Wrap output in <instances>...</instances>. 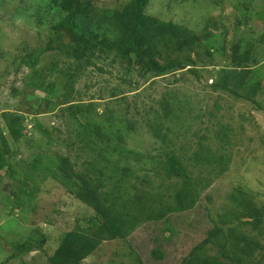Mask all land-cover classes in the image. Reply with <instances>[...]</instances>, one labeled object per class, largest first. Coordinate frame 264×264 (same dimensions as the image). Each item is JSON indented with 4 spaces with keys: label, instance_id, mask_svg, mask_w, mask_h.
Returning a JSON list of instances; mask_svg holds the SVG:
<instances>
[{
    "label": "rangeland",
    "instance_id": "1",
    "mask_svg": "<svg viewBox=\"0 0 264 264\" xmlns=\"http://www.w3.org/2000/svg\"><path fill=\"white\" fill-rule=\"evenodd\" d=\"M115 2L93 0L105 16ZM147 13L200 38L193 51L179 53L173 43H157L160 63L179 60L185 70L143 75L126 40L96 34L83 46L50 29L64 14L45 0H0V120L16 115L25 129L18 144L3 130L9 154L0 171V264H48L65 234L95 231V212L72 195L63 160L102 205L120 195L122 178L102 177L104 165L147 177L159 212L175 206L185 185L167 178L168 157L196 193L192 208L156 223L130 221L125 239L101 242L81 264H181L198 246V256L228 264L215 228L227 241L235 234L258 244L248 260L264 264L262 227L253 231L235 204L243 191L264 211V0H149ZM247 43L254 71L238 89L230 80L240 97L213 90L223 69L238 68ZM86 125L99 128L101 139L84 143ZM203 147L215 154L211 166L195 160Z\"/></svg>",
    "mask_w": 264,
    "mask_h": 264
},
{
    "label": "trees",
    "instance_id": "2",
    "mask_svg": "<svg viewBox=\"0 0 264 264\" xmlns=\"http://www.w3.org/2000/svg\"><path fill=\"white\" fill-rule=\"evenodd\" d=\"M45 1L64 14L63 20L57 26H51V30H63L73 42H79L83 46L87 45L86 40L96 34V37L99 38L110 34L114 42L126 40L129 48L142 66L143 75L148 73L161 75L173 70H185L179 60L160 63L157 59L160 58L161 52L157 49V43L161 42L165 45L173 43L175 46L174 51L179 53L185 49L193 51L195 45L200 41V38L194 32L174 26L171 23L159 22L154 16L148 15L149 0H128L124 2L116 0L110 16H105V12H98L100 9L94 5L93 0ZM38 23L42 25L43 22L39 20ZM242 26L246 27V23L243 21ZM205 27L208 28V24ZM252 49V46L247 43L242 53H237L238 68L223 69L220 80L214 85L212 84L213 90H222L235 97H240L236 90L230 88V80L233 78L234 82L238 81L235 86L237 89L246 84L254 71L253 67L256 65L254 64L256 61ZM261 88H263L261 84L256 86V90ZM3 130L14 144H18L23 139L25 131L24 125L18 116L10 113L2 115L0 120V171L5 167V157L9 154V146ZM100 132L99 128L86 125L82 141L86 143L87 139L91 137L101 139L102 133ZM89 143L92 145V142ZM214 155L211 154L208 148L203 147L196 154L195 160L197 163L211 166L215 162ZM166 165L167 178L184 180L185 185L174 195L175 206L166 210L161 208L158 212L153 211L152 208L153 197H150L148 193L151 189V180L147 177L135 176L127 168L119 170L118 166L112 163L104 165L105 170L101 174L102 177H105V172L109 173L111 171L117 177L120 173L122 178L116 183L120 195L117 194V197L115 196L112 199L105 198L106 205H102L98 200L95 189L91 188L85 178L78 174L75 176L67 160H63L64 169L62 174L72 184V195L84 205L92 208L95 212L94 219L97 227L90 235L86 232L76 231L65 234L59 246L48 257V264H81L99 249L101 242L125 239L126 232L123 228L130 221L156 223L161 221L169 211L183 213L191 209L197 197L188 177L185 175L184 169L172 157L166 159ZM226 167V164L222 162L220 167L222 171L226 170ZM72 178L76 180L73 181ZM124 185L129 186L130 189L124 190L126 188ZM237 187L242 188V185ZM238 193H242V203L238 201L235 204L238 203L242 207V212L244 211L242 216L248 217L246 218L249 220L247 223L253 231L262 227L261 233L264 234V211L262 209L258 210L251 200H249L250 202L247 201V198H250L249 193L243 191H238ZM214 235L221 236L224 241L222 251L224 258L229 261L228 264H251L248 259L258 249V244H254L252 240H250L251 242L248 241L243 235L238 236L235 234H230L231 238L227 241L226 237L223 238V232L219 228H215L211 233V236ZM198 250L199 246L181 264H217L216 261L207 259L205 256H198Z\"/></svg>",
    "mask_w": 264,
    "mask_h": 264
}]
</instances>
